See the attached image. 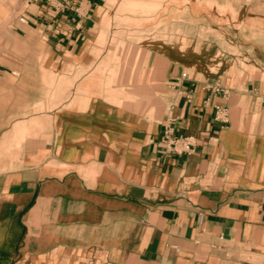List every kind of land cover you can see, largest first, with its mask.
I'll return each mask as SVG.
<instances>
[{
	"label": "crops",
	"instance_id": "crops-1",
	"mask_svg": "<svg viewBox=\"0 0 264 264\" xmlns=\"http://www.w3.org/2000/svg\"><path fill=\"white\" fill-rule=\"evenodd\" d=\"M28 4L59 79L0 114V264H264V0Z\"/></svg>",
	"mask_w": 264,
	"mask_h": 264
},
{
	"label": "rangeland",
	"instance_id": "rangeland-1",
	"mask_svg": "<svg viewBox=\"0 0 264 264\" xmlns=\"http://www.w3.org/2000/svg\"><path fill=\"white\" fill-rule=\"evenodd\" d=\"M29 6L27 0H0V114L13 109L17 92L24 89L16 80L42 86L47 79H59L49 70L59 64V56L50 51V43L39 29H26L24 17ZM256 57L264 63L263 53Z\"/></svg>",
	"mask_w": 264,
	"mask_h": 264
},
{
	"label": "built area",
	"instance_id": "built-area-1",
	"mask_svg": "<svg viewBox=\"0 0 264 264\" xmlns=\"http://www.w3.org/2000/svg\"><path fill=\"white\" fill-rule=\"evenodd\" d=\"M35 0H27V2H33ZM217 90L219 87L216 88ZM216 119L220 122H226L228 119V114L226 109L217 107L216 111ZM172 126L170 124H167L164 129V138L167 145V148L169 151L173 152H185L189 151L192 148V137L184 136V137H176L172 133Z\"/></svg>",
	"mask_w": 264,
	"mask_h": 264
},
{
	"label": "bare ground",
	"instance_id": "bare-ground-1",
	"mask_svg": "<svg viewBox=\"0 0 264 264\" xmlns=\"http://www.w3.org/2000/svg\"><path fill=\"white\" fill-rule=\"evenodd\" d=\"M134 10V9H133Z\"/></svg>",
	"mask_w": 264,
	"mask_h": 264
}]
</instances>
